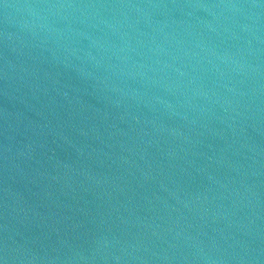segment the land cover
<instances>
[{"label": "water", "instance_id": "obj_1", "mask_svg": "<svg viewBox=\"0 0 264 264\" xmlns=\"http://www.w3.org/2000/svg\"><path fill=\"white\" fill-rule=\"evenodd\" d=\"M0 264H264V0H0Z\"/></svg>", "mask_w": 264, "mask_h": 264}]
</instances>
